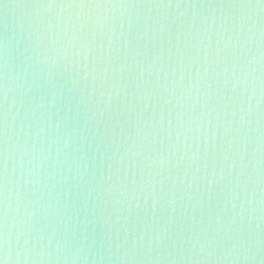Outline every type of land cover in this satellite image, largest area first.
<instances>
[{"label":"water","instance_id":"95a60500","mask_svg":"<svg viewBox=\"0 0 264 264\" xmlns=\"http://www.w3.org/2000/svg\"><path fill=\"white\" fill-rule=\"evenodd\" d=\"M2 264H264V0H0Z\"/></svg>","mask_w":264,"mask_h":264},{"label":"snow or ice","instance_id":"6c2138e0","mask_svg":"<svg viewBox=\"0 0 264 264\" xmlns=\"http://www.w3.org/2000/svg\"><path fill=\"white\" fill-rule=\"evenodd\" d=\"M0 264H2V262H0Z\"/></svg>","mask_w":264,"mask_h":264}]
</instances>
